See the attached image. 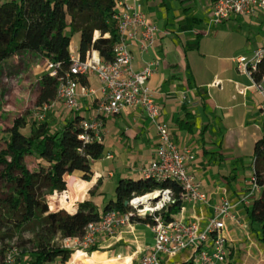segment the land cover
I'll list each match as a JSON object with an SVG mask.
<instances>
[{
	"label": "crops",
	"instance_id": "obj_1",
	"mask_svg": "<svg viewBox=\"0 0 264 264\" xmlns=\"http://www.w3.org/2000/svg\"><path fill=\"white\" fill-rule=\"evenodd\" d=\"M9 1L1 0L2 3ZM214 2L139 0L142 13L158 28L157 40L147 52L141 50L138 42L130 41L136 72L152 62H159L148 85L161 108V120L168 123L179 148H189L196 155L190 171L202 182L209 203L186 204L180 216L186 221L197 219L203 229L214 215L213 206L221 198L237 203L242 196L251 193L255 147L264 138V98L254 87L253 79L237 63L238 57L250 56L264 46V14L255 11L246 16L233 15L228 21L215 25L212 22ZM99 37L100 33L95 32L94 39ZM79 44L80 34L74 33L71 44L74 57L79 56ZM86 80V87L97 90V94L80 95V114L91 121L98 115L103 95L95 76ZM104 120L106 152L99 160L106 159L114 165L98 168L92 165L95 175L90 182L78 177L81 181L78 186L86 189L81 202L91 199L101 212L107 201L115 200L116 178L119 181L144 179L143 171L155 159L158 148L156 126L143 110L126 108ZM99 181L98 189L91 196ZM68 190L72 197L70 185L63 193ZM262 190L261 187L260 193L254 194L251 203L260 197ZM98 195L102 196L100 205L96 201ZM81 202H74L76 208ZM246 208L237 209L242 225L227 221L224 235L228 239L229 258L233 259L230 264L239 256L241 246L247 244L235 243H239L242 236L251 240ZM153 244L151 229L140 222L133 228H123L114 238L102 239L98 252L109 258L130 257L129 264H140ZM109 247L110 251H102ZM188 256L189 253H183L171 264H182Z\"/></svg>",
	"mask_w": 264,
	"mask_h": 264
},
{
	"label": "trees",
	"instance_id": "obj_2",
	"mask_svg": "<svg viewBox=\"0 0 264 264\" xmlns=\"http://www.w3.org/2000/svg\"><path fill=\"white\" fill-rule=\"evenodd\" d=\"M116 13L114 0H11L6 3L0 0V66L17 56L34 54L48 63L60 64L59 76L66 75L72 65L74 33L80 34L81 60L89 52L97 51L104 61L110 62L119 40ZM95 32L100 33L96 40ZM58 77L48 72L40 80L38 108L44 120L28 116L15 121L6 132V148L0 151V181L7 189L0 197V243L18 237L21 245L18 264H67L76 250L59 242L82 237L87 225L99 221L107 211L127 213L130 208L125 202L135 197L172 188L177 202L165 213L167 221L176 217L183 207L177 183L145 178L120 180L115 200L105 203L104 212L91 199L81 202L86 189L78 186L80 179L87 182L93 179L92 164L103 158L106 148L103 141L80 139L86 133L81 127L84 117L80 113L69 111L56 118L48 113L56 108L44 111L46 105L56 100ZM254 78L258 82L264 79V60ZM80 83L87 86L86 78H80ZM28 158L36 160L34 170L29 168ZM255 174L263 190L246 208V216L253 238L264 247V138L255 147ZM99 183L90 192L91 196ZM68 185L73 188L72 197L63 193ZM61 193V197L54 196ZM45 196L49 197V203ZM74 202L81 203L76 208ZM51 203L63 210L51 212ZM27 232L32 238H25ZM98 251L97 246L86 252L79 250L72 262L124 264L129 261V258H109Z\"/></svg>",
	"mask_w": 264,
	"mask_h": 264
},
{
	"label": "built area",
	"instance_id": "obj_3",
	"mask_svg": "<svg viewBox=\"0 0 264 264\" xmlns=\"http://www.w3.org/2000/svg\"><path fill=\"white\" fill-rule=\"evenodd\" d=\"M118 22L119 40L114 46V58L104 61L96 51L89 52L85 60L79 56L72 57L70 71L59 76L60 64L48 63L49 73L58 77L59 85L56 100L44 107V111L55 109L58 103L63 104L70 112L80 113V95L96 96L97 90L83 86L80 78L95 76L100 84L103 98L98 107V115L94 120L84 119L81 127L86 132L80 136L85 142L103 141V131L106 116H114L126 108H139L154 122L158 133V148L155 159L144 169L145 179H154L159 183L175 182L181 188L179 200L185 210L186 204H208L209 198L203 191V184L190 171V166L196 160L195 153L185 148L181 150L174 142L168 123L161 120V108L155 101L148 81L154 75L159 62H152L142 71L133 69L134 57L130 51V41L138 42L141 50L147 52L157 40L158 28L142 13L139 0H114ZM255 11L264 14V0H215L212 8V22L220 25L231 16L251 15ZM264 60V46L254 50L250 56H240L237 63L254 82V87L264 98L263 80L256 81L254 74L259 64ZM41 118H43L41 116ZM251 193L242 196L237 203L227 198H221L213 206L214 215L203 229L196 220L186 221L180 213L167 221L165 213L177 202L172 188H163L153 193L157 199H150L139 204L134 203L140 198L127 201L130 211L118 213L107 211L97 222L87 225L82 237L66 239L77 251H86L99 247L104 238H114L123 228H133L145 221L154 235L153 246L145 252L140 264H171L183 253H189L182 264H230L228 239L224 235L227 221L242 225L237 209L248 207L254 194L260 193L256 174L251 177ZM152 194V193H150ZM11 257H9V262ZM8 262V261H7Z\"/></svg>",
	"mask_w": 264,
	"mask_h": 264
},
{
	"label": "rangeland",
	"instance_id": "obj_4",
	"mask_svg": "<svg viewBox=\"0 0 264 264\" xmlns=\"http://www.w3.org/2000/svg\"><path fill=\"white\" fill-rule=\"evenodd\" d=\"M48 72V62L34 54L17 56L0 66V151L6 148V132L13 127L15 121L28 116H35L41 121L44 120L41 118L42 115L38 108V98L40 94L41 77ZM48 113L59 118L62 117V115L69 113V110H67L63 104L58 103L56 109L49 111ZM27 162L31 170L36 168V160L28 158ZM106 164L114 165L112 162L108 163L106 159L97 160L92 165L95 168H98L106 166ZM116 181L119 182L118 177L116 178ZM5 192H7L6 186L0 181V197H3ZM67 194L70 196L71 190H68ZM54 196H57L56 198H58L61 197L62 194H55ZM109 199L110 194L107 196V200ZM52 200H50V202ZM101 200L102 196L98 195L96 201L99 205L101 204ZM46 201L49 203V197H46ZM59 210L63 209L56 204L51 203V212ZM25 238H32V235L27 232L25 233ZM59 243L63 247L76 250L71 243L69 244L65 241ZM243 243L247 244L243 247ZM235 244L243 245L241 246V250L239 249V256L234 257L235 260L232 261L231 264H264V248L256 242L253 236H251V240H245L242 236L239 243ZM110 250V247L102 249V251ZM76 252L77 250L75 253ZM73 255L67 264H73ZM9 257H11L10 262ZM20 258L21 245L18 237H15L13 240L7 239L3 243H0V264L2 262H5V264H18ZM127 258H129V261L124 264H129L131 262V258ZM180 263L181 262H178L177 264ZM134 264L137 263L135 262Z\"/></svg>",
	"mask_w": 264,
	"mask_h": 264
},
{
	"label": "bare ground",
	"instance_id": "obj_5",
	"mask_svg": "<svg viewBox=\"0 0 264 264\" xmlns=\"http://www.w3.org/2000/svg\"><path fill=\"white\" fill-rule=\"evenodd\" d=\"M157 197H158V195L156 193H152V194H149L147 197L138 199L134 203H137V202H145L146 200L154 199V198H157Z\"/></svg>",
	"mask_w": 264,
	"mask_h": 264
},
{
	"label": "water",
	"instance_id": "obj_6",
	"mask_svg": "<svg viewBox=\"0 0 264 264\" xmlns=\"http://www.w3.org/2000/svg\"><path fill=\"white\" fill-rule=\"evenodd\" d=\"M155 199H157V198H154V200H155ZM139 204H143V202H139ZM125 205L128 206L129 203L126 201V202H125Z\"/></svg>",
	"mask_w": 264,
	"mask_h": 264
}]
</instances>
